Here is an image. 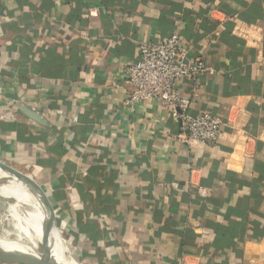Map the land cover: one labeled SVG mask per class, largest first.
<instances>
[{
    "label": "crops",
    "instance_id": "0c3cea01",
    "mask_svg": "<svg viewBox=\"0 0 264 264\" xmlns=\"http://www.w3.org/2000/svg\"><path fill=\"white\" fill-rule=\"evenodd\" d=\"M172 34L213 69L178 89L225 124L216 145L123 107L141 42ZM0 161L32 170L83 264H264V0H0Z\"/></svg>",
    "mask_w": 264,
    "mask_h": 264
},
{
    "label": "built area",
    "instance_id": "2783aa9c",
    "mask_svg": "<svg viewBox=\"0 0 264 264\" xmlns=\"http://www.w3.org/2000/svg\"><path fill=\"white\" fill-rule=\"evenodd\" d=\"M180 42L177 34H172L163 43L141 42L139 58L128 65L122 80L125 89L123 107L159 103L177 124L174 138L179 145L185 148L199 144L213 146L218 143L225 124L205 113L190 114V97L178 89L181 81L193 84L197 77L211 73L213 69L201 59L190 58L181 49Z\"/></svg>",
    "mask_w": 264,
    "mask_h": 264
},
{
    "label": "bare ground",
    "instance_id": "6f19581e",
    "mask_svg": "<svg viewBox=\"0 0 264 264\" xmlns=\"http://www.w3.org/2000/svg\"><path fill=\"white\" fill-rule=\"evenodd\" d=\"M28 188L22 183L15 181L11 177L0 173V200H4L9 204H14L17 207V212L20 218L19 232L21 238L25 241L9 240L7 235L0 237V244L3 246L10 245L12 249L35 252L38 251L40 241L39 228V205L35 200V212L26 196L25 190ZM56 241H59V255H57L58 264H78L76 259L70 254L67 248V242L63 238H58L54 232ZM63 244V245H61Z\"/></svg>",
    "mask_w": 264,
    "mask_h": 264
},
{
    "label": "water",
    "instance_id": "95a60500",
    "mask_svg": "<svg viewBox=\"0 0 264 264\" xmlns=\"http://www.w3.org/2000/svg\"><path fill=\"white\" fill-rule=\"evenodd\" d=\"M28 119L35 122L45 124L41 116L31 110L22 109ZM0 173L7 175L25 185L36 196L39 205V228H40V241L38 251L27 252L12 249L10 245L3 246L0 244V257L7 261L20 263V264H58L57 255L59 245L54 236V224L49 211V208L43 198L39 188L31 182L28 176L23 175L14 168L4 164L0 161ZM58 248V249H57Z\"/></svg>",
    "mask_w": 264,
    "mask_h": 264
},
{
    "label": "rangeland",
    "instance_id": "374dc122",
    "mask_svg": "<svg viewBox=\"0 0 264 264\" xmlns=\"http://www.w3.org/2000/svg\"><path fill=\"white\" fill-rule=\"evenodd\" d=\"M3 163L14 168L15 170L19 171L23 175L28 176L29 179L31 180V182H33V183L35 182L36 177H34V174L32 173V170L30 168H26L24 165L18 164L16 162L15 163L3 162ZM6 206L7 205L4 203V201L0 202V237H2L3 235L6 234L9 240L24 241L21 238V236H20L21 233L18 230L19 225H20V218H19V215L17 212L16 205H14L12 203L9 204V206H7L8 207L7 209H10V210H8V217L9 218L4 219V220L1 218V217L6 218V216H4V211L6 210ZM57 242H58V244H60L59 241H57ZM61 245H63V244H61ZM70 247H73L72 244L70 245ZM75 259H76L78 264H83V263H81V261L77 260L76 256H75Z\"/></svg>",
    "mask_w": 264,
    "mask_h": 264
},
{
    "label": "trees",
    "instance_id": "16d2710c",
    "mask_svg": "<svg viewBox=\"0 0 264 264\" xmlns=\"http://www.w3.org/2000/svg\"><path fill=\"white\" fill-rule=\"evenodd\" d=\"M31 202H34V199H31Z\"/></svg>",
    "mask_w": 264,
    "mask_h": 264
}]
</instances>
